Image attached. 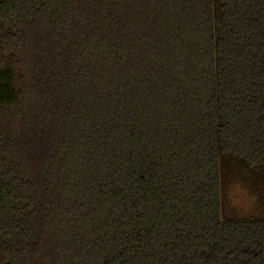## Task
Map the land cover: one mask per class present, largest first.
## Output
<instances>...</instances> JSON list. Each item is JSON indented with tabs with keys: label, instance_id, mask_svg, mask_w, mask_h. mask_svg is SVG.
Here are the masks:
<instances>
[{
	"label": "trees",
	"instance_id": "obj_1",
	"mask_svg": "<svg viewBox=\"0 0 264 264\" xmlns=\"http://www.w3.org/2000/svg\"><path fill=\"white\" fill-rule=\"evenodd\" d=\"M0 264H264V0H0Z\"/></svg>",
	"mask_w": 264,
	"mask_h": 264
},
{
	"label": "rangeland",
	"instance_id": "obj_2",
	"mask_svg": "<svg viewBox=\"0 0 264 264\" xmlns=\"http://www.w3.org/2000/svg\"><path fill=\"white\" fill-rule=\"evenodd\" d=\"M226 205L228 209H239L242 212L252 209V199L248 189L242 183L230 184L226 195Z\"/></svg>",
	"mask_w": 264,
	"mask_h": 264
}]
</instances>
